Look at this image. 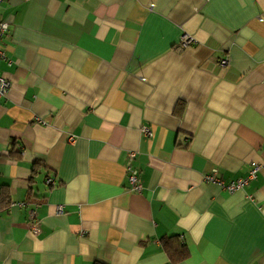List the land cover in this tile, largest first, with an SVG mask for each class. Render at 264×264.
<instances>
[{
	"label": "crops",
	"instance_id": "obj_1",
	"mask_svg": "<svg viewBox=\"0 0 264 264\" xmlns=\"http://www.w3.org/2000/svg\"><path fill=\"white\" fill-rule=\"evenodd\" d=\"M0 22V264H264V0H5ZM253 163L235 193L204 177Z\"/></svg>",
	"mask_w": 264,
	"mask_h": 264
},
{
	"label": "built area",
	"instance_id": "obj_2",
	"mask_svg": "<svg viewBox=\"0 0 264 264\" xmlns=\"http://www.w3.org/2000/svg\"><path fill=\"white\" fill-rule=\"evenodd\" d=\"M5 0H0L1 3ZM10 30V25L7 22H0V58L1 59H7V49H6V41L5 38H7ZM195 44V40L189 36H184L182 40V47L184 49L189 48L190 46ZM220 65L222 67H227L229 65V62L227 60H222L220 62ZM11 90V82L3 75H0V99L6 97ZM144 133L147 136H151L152 132L148 128L143 129ZM71 142H74V138L71 139ZM134 154H131V158H134ZM261 170V165L257 163L252 164V168L249 172V175L246 178L239 179L237 181L231 182L229 184L225 183L224 181L220 180L218 178L217 171H212L208 174H206L205 180L209 183L216 184L223 189L229 191L230 193H235L239 190H242L245 188L252 180H255L257 176L259 175ZM129 172V182L132 186V190L135 192H141L142 185L140 184L139 180V171L133 166H129L128 168ZM49 183L51 180L48 181ZM25 203H17L16 206L23 207ZM40 205L36 206L31 211V216L33 218V224L30 227V231L33 235L37 236L40 233L39 228V220H38V208ZM61 210V209H60Z\"/></svg>",
	"mask_w": 264,
	"mask_h": 264
}]
</instances>
